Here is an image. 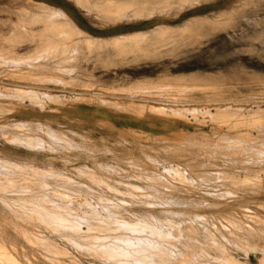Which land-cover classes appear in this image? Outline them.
I'll return each mask as SVG.
<instances>
[{
  "label": "rangeland",
  "instance_id": "374dc122",
  "mask_svg": "<svg viewBox=\"0 0 264 264\" xmlns=\"http://www.w3.org/2000/svg\"><path fill=\"white\" fill-rule=\"evenodd\" d=\"M158 1L0 0V264H264V0Z\"/></svg>",
  "mask_w": 264,
  "mask_h": 264
},
{
  "label": "bare ground",
  "instance_id": "6f19581e",
  "mask_svg": "<svg viewBox=\"0 0 264 264\" xmlns=\"http://www.w3.org/2000/svg\"><path fill=\"white\" fill-rule=\"evenodd\" d=\"M77 1H78V0H77ZM135 1H136V0H135ZM141 1H142V0H141ZM143 1H145V0H143ZM163 1H164V0H163ZM182 1H183V0H182ZM159 2H160V1H158V3H159ZM166 2L168 3L169 1L166 0ZM166 2H163V3H166ZM102 3H103V2H102ZM151 3H152V2H151ZM153 3L155 4L156 2L153 1ZM160 3H162V0H161ZM84 4H85V3H84ZM126 4H127V3H126ZM126 4H125V6H126ZM169 4H170V3H169ZM186 4H187V3H186ZM142 5H143V8H144V3H143ZM147 5H148V4H147ZM147 5L145 4V7H147ZM158 5H159V4H158ZM162 5H163V4H162ZM165 5H166V4H165ZM180 5H181V4H180ZM244 5H245V4H244ZM140 6H141V5H140ZM112 7H113V6H112ZM138 7H139V6H138ZM138 7H137V9H138ZM166 7H167V6H166ZM244 7H245V6H244ZM86 8H87V7H86ZM134 8H135V7H134ZM139 8H140V7H139ZM158 8H159V7H158ZM96 9H97V7H96ZM114 9H115V8H114ZM132 9H133V7H132ZM147 9H149V7H148ZM155 9H156V8H155ZM155 9H153V10H155ZM163 9H164V8H163ZM166 9H167V8H166ZM97 10H98V9H97ZM117 10H118V9H117ZM122 10H123V9H122ZM133 10H134V9H133ZM133 10H132V11H133ZM139 10H140V9H139ZM32 11H33V10H32ZM106 11H107V10H106ZM106 11H105V12H106ZM113 11H114V10H113ZM113 11H112V12H113ZM124 11H125V10H124ZM136 11H137V10H135L134 12H136ZM140 11H141V10H140ZM145 11H146V10H145ZM160 11H161V10H160ZM163 11H164V10H163ZM97 12H98V11H97ZM105 12H104V13H105ZM121 12H122V11H121ZM129 12H130V10H129ZM138 12H139V11H138ZM149 12H150V11H149ZM151 12H152V11H151ZM55 13H56L57 16H59V17H64V18H66L67 20H70L76 29L81 30V28H80L78 25L75 24L74 20H73V19L71 18V16L69 15L70 13L68 14V13H67L66 11H64L63 9H61V10L57 9ZM126 13H127V11L125 12V14H126ZM132 13H133V12H132ZM142 13H143V12H142ZM139 14H141V13H139ZM23 15H24V14H23ZM71 15H72V14H71ZM112 15H114V14H112ZM119 15H120V13H119ZM121 15H122V13H121ZM121 15H120V16H121ZM123 15H124V14H123ZM123 15H122V16H123ZM134 15H135V14H134ZM220 15H221V14H220ZM220 15H219V16H220ZM21 16H22V15H21ZM25 16H26V15H25ZM57 16H56V17H57ZM217 16H218V15H217ZM219 16H218V17H219ZM72 17H73V16H72ZM135 17H136V16H135ZM218 17H217V18H218ZM52 18H54V17H52ZM133 18H134V17H133ZM205 19H206V18H205ZM207 19H208V18H207ZM28 23H29V22H28ZM35 23H36V22H35ZM196 23H197L196 21H195V22L191 21V22L188 23L187 26H182V28L179 27L178 30H179V32L181 33V32H183L184 30L192 29L194 26H196V25H195ZM199 23H200V22H199ZM207 23H208V22H207ZM209 23H210V22H209ZM21 24H22V23H21ZM29 24H30V23H29ZM59 24H60V23H59ZM213 24H214V23H213ZM79 25H80V24H79ZM198 25H199V24H198ZM71 26H72V25H71ZM50 27H51V26H50ZM52 27H53V26H52ZM74 27H73V28H74ZM63 28H64V27H63ZM66 28H67V27H66ZM177 28H178V27H177ZM207 28H208V27H207ZM51 29H52V28H51ZM197 29H198V28H197ZM68 30H69V29H68ZM74 30H75V29H74ZM166 30H167V27H166L165 25L157 26L155 29H153V30L151 29V34H149V35L152 36V37L150 36L151 38H153L154 36H156V38H159V36H161L162 34H164V33L166 32ZM192 30H193V29H192ZM201 30H202V29H201ZM81 31H82V30H81ZM198 31H199V29H198ZM27 32H28V31H27ZM50 32H51V30H50ZM74 32H75V31H74ZM149 32H150V31H149ZM184 32H185V31H184ZM10 33H12V32H10ZM46 33H47V32H46ZM53 33H54V32H53ZM63 33H64V32H63ZM69 33H70V32H69ZM138 33H139V32H138ZM168 33H170V32H168ZM175 33H176V32H175ZM49 34H50V33H49ZM58 34H59V33H58ZM61 34H62V33H61ZM66 34H67V33H66ZM141 34H143V33H141ZM145 34L147 35V32L144 33V35H145ZM182 34H183V33H182ZM126 35H128V34H125V35L122 34V35H119V36L116 35V36H114V38H112V39H113V41H114V40H116V41L118 40V41H119L120 39L125 38ZM130 35H131V34H129V36H130ZM132 35H133V34H132ZM132 35H131V36H132ZM136 35H137V34H136ZM138 35H139V34H138ZM158 35H159V36H158ZM164 35L166 36V34H164ZM164 35H162V36H164ZM172 35H173V34H172ZM192 35H193V34H192ZM53 36H54V35H53ZM66 36H67V35H66ZM71 36H72V35H71ZM71 36H70V37H71ZM147 36H148V35H147ZM195 36H196V35H195ZM204 36H205V35H204ZM63 37H64V36H63ZM127 37H128V36H127ZM127 37H126V38H127ZM171 37H172V36H171ZM185 37H186V36H185ZM189 37H190V36H189ZM189 37H187V38H189ZM145 38H146V37H145ZM164 38H166V37H164ZM164 38H163V39H164ZM192 38H194V37H192ZM159 39H160V38H159ZM63 40H65V39H63ZM96 40H97V39H96ZM147 40H148V39H147ZM151 40H152V39H151ZM91 41L93 42V39H92ZM105 41H106V40H105ZM149 41H150V40H149ZM186 41H187V40H186ZM50 42H51V41H50ZM61 42H62V41H61ZM92 42H91V43H92ZM150 42H151V41H150ZM161 42H162V41H161ZM165 42H166V41H165ZM53 43H54V42H53ZM93 43H94V42H93ZM93 43H92V44H93ZM171 43H172V42H171ZM64 44H65V43H64ZM172 44H173V43H172ZM55 45L58 46V45H60V44L57 45V43H56ZM62 45H63V44H62ZM47 46H50V45H47ZM51 46H53V45H51ZM51 46H50L49 51H48L47 48H46L44 52H47V51H48V52H51V51H52V50H51V48H52ZM64 46H65V45H64ZM68 46H69V45H68ZM58 47H59V46H58ZM60 47H61V46H60ZM60 47H59V48H60ZM59 48H58V49H59ZM67 48H68V47H67ZM67 48H65V49H67ZM70 48H71V47H70ZM74 48H75V47H74ZM74 48H73V49H74ZM169 48H170V47H169ZM169 48H168V49H169ZM52 49H54V50L56 49V51H57V48H54V47H53ZM63 49H64V47H63ZM63 49H62V51H64ZM68 49H69V48H68ZM73 49H72V50H73ZM42 50H43V49H42ZM46 50H47V51H46ZM172 50H173V49H172ZM38 51H39V50H38ZM56 51H55V52H56ZM65 51H67V50H65ZM77 51H78V50H77ZM77 51H76V52H77ZM48 52H47V54H48ZM52 52H53V51H52ZM60 52H61V51H60ZM69 52H70V51H69ZM72 52H73V51H72ZM53 53H54V52H53ZM56 53H57V52H56ZM56 53H55V54H56ZM66 53H67V52H66ZM145 53H146V52H145ZM74 54H75V53H74ZM167 54H168V53H167ZM42 55H43V54H42ZM44 55H45V57H46V54H44ZM44 55H43V56H44ZM48 55H49V54H48ZM63 55H64V54H63ZM65 55H66V54H65ZM69 55H70V54H69ZM72 55H73V53H72ZM75 55H76V54H75ZM147 55H148V54H147ZM149 55H150V54H149ZM6 56H7V55H6ZM37 56H38V55H37ZM43 56H41L40 58L42 59ZM49 56H51V58H52V55H51V54H50ZM49 56H48V57H49ZM54 56H56V55H54ZM77 56H78V55H77ZM77 56H76V57H77ZM152 56H153V55H152ZM48 57H47V58H48ZM59 57L62 58V55H60ZM154 57H155V56H154ZM156 57H157V56H156ZM31 58L33 59V57H31ZM31 58H30V59H31ZM40 58H38V59H40ZM51 58H50V59H51ZM67 58H68V57H67ZM0 59H1V58H0ZM32 59H31V61H32ZM43 59H44V58H43ZM43 59H42V60H43ZM42 60H41V61H42ZM44 60H45V59H44ZM46 60H47V59H46ZM51 60H53V59H51ZM55 60H56V59H55ZM63 60H64V59H63ZM37 61H38V60H37ZM59 61H60V58H59ZM77 61H78V60H77ZM33 62H34V61H33ZM54 62H55V61H54ZM56 62H57V61H56ZM56 62H55V63H56ZM61 62H62V60H61ZM5 63H6V62H5ZM47 63H48V62H47ZM66 63H67V62H66ZM39 64H40V62H39ZM43 64H44V63H43ZM45 64H46V63H45ZM57 64H58V63H57ZM57 64H56V66H57ZM63 64H64V62H63ZM70 64H71V63H70ZM70 64H69V65H70ZM76 64H77V63H76ZM16 65H17V64H16ZM41 65H42V64H41ZM46 65H47V64H46ZM65 65H68V64H65ZM71 65H72V64H71ZM6 66H7V65H6ZM20 66H21V65H20ZM22 66H23V65H22ZM44 66H45V65H44ZM72 66H73V65H72ZM74 66H75V65H74ZM40 67H41V66H40ZM51 67H52V66H51ZM63 67H64V66H63ZM66 67H67V66H66ZM78 67H79V66H78ZM15 68H16V67H15ZM44 68L46 69L47 67H44ZM59 68H60V67H59ZM64 68H65V67H64ZM69 68H70V67H69ZM74 69H76V67H75V68L73 67V70H74ZM46 70H47V69H46ZM56 70H58V68H57ZM62 70H63V69H62ZM64 70H66V69H64ZM68 70H69V69H68ZM71 70H72V69H71ZM60 71H61V69H60ZM74 72H75V70H74ZM38 76H39V75H38ZM40 76H41V75H40ZM209 77H210V76H209ZM31 78H32V77H31ZM37 80H38V79H37ZM158 80H159V79H158ZM1 81H2V80H1ZM156 81H157V80H156ZM166 81H167V80H166ZM201 81H202V79H201ZM159 86H160V85H159ZM161 87H162V86H161ZM8 88H9V87H8ZM3 89H4V88H3ZM148 89H149V88H148ZM153 89H154V88H153ZM24 90H26V89H24ZM162 90H163V89H162ZM8 91H9V90H8ZM16 91H17V90H16ZM19 91H20V90H19ZM21 92H23V91H21ZM27 92H29V91H27ZM30 92H31V91H30ZM24 93H25V92H24ZM28 94H29V93H28ZM30 94H31V93H30ZM32 94H34V92H33ZM37 94H38V93H37ZM37 94H36V96H37ZM9 95H10V94H9ZM17 95H18V94H17ZM23 95H26V94H23ZM4 96H5V95H4ZM51 96H52V95H51ZM0 97H1V96H0ZM2 97H3V96H2ZM8 97H9V96H8ZM13 97H14V96H13ZM30 97H31V96H30ZM32 97H33V96H32ZM37 97H38V96H37ZM37 97H36V98H37ZM177 97H178V96H177ZM11 98H12V97H11ZM19 98H20V96H19ZM23 98H24V97H23ZM174 98H175V97H174ZM39 99H40V98H39ZM136 99H137V98H136ZM42 100H43V99H42ZM151 102H152V101H151ZM172 102H173V101H172ZM174 102H175V99H174ZM210 102H211V101H210ZM218 102H219V101H218ZM103 103H104V102H103ZM107 103H108V102H107ZM167 103H168V102H167ZM179 103H180V102H179ZM196 103H197V102H196ZM34 104H35V103H34ZM116 104H117V103H116ZM163 105H164V104H163ZM143 106H144V105H143ZM137 107H138V106H137ZM141 107H142V106H141ZM152 107H153V106H152ZM129 108H130V107H129ZM232 108H233V107H232ZM242 108H243V107H242ZM144 109H145V107H144ZM155 109H156V108H155ZM183 109H184V108H183ZM229 109H231V106H229V105L224 106V107H221V108H219V107L217 108V110H223V111H226V110H229ZM234 109H235V108L231 109V111H233ZM247 109H248V108H247ZM251 109H252V108H251ZM116 110H117V109H116ZM124 110H125V109H124ZM140 110H141V109H140ZM169 110H170V109H169ZM181 110H182V109H181ZM192 110H193V109H192ZM235 110H236V109H235ZM248 110H249V109H248ZM154 111H155V110H154ZM164 111H165V110H164ZM179 111H180V110H179ZM186 111H187V109H186ZM189 111H190V110H189ZM196 111H197V110H196ZM196 111H195V112H196ZM204 111H205V110H204ZM207 111H208V110H207ZM236 111L240 113L241 110H240V111L236 110ZM126 112H127V111H126ZM173 112H175V111H173ZM173 112H172V113H173ZM197 112H198V111H197ZM1 113H2V112H1ZM204 113H205V112H204ZM206 113H209V112H206ZM250 113H252V114L258 116V117H255V118H259L260 120H261L262 117L264 116V115H261V114H263V113H262V110H259V111H251ZM162 114H166V113H162ZM181 114H182V112H181ZM209 114L212 116V112L209 113ZM209 114H208V115H209ZM236 114H238V113H235L234 115H236ZM166 115H169V114H166ZM171 115H172V114H171ZM179 115H180V114H179ZM213 115L215 116V114H213ZM221 115H222V114H221ZM225 115H226V113H225ZM227 115H228V114H227ZM227 115H226V116H227ZM232 115H233V114H232ZM234 115H233V116H234ZM247 115L249 116V114H247ZM164 116H165V115H164ZM174 116H175V115H174ZM228 116H229V115H228ZM80 117H81V119H82L83 121L86 120V119L83 117L82 114H80ZM176 117H177V116H176ZM180 117H181V116H180ZM184 117H185V116H184ZM218 117H219V116H218ZM218 117H217V118H218ZM222 117H223V116H222ZM224 118H225V117H224ZM227 118H228V117H227ZM227 118H226V119H227ZM231 118H232V117H231ZM238 118H239V117H238ZM248 118H249V117H248ZM106 119H107V118H105V120H106ZM177 119H178V118H177ZM181 119H182V118H181ZM211 119H212V118H211ZM220 119H221V118H220ZM170 120H171V119H170ZM217 120H218V119H217ZM217 120H216V121H217ZM242 120H243V118H242ZM242 120H241V121H242ZM218 121H219V120H218ZM235 121H236V120H235ZM247 121H248V120H247ZM250 121H251V120H250ZM262 121H263V120H262ZM109 122H110V121H109ZM187 122H188V121H187ZM226 122H227V121H226ZM245 122H246V121H245ZM110 123H111V122H110ZM185 123H186V122H185ZM199 123H201V122H199ZM228 123H229V122H228ZM246 123H247V122H246ZM242 124H243V123H242ZM251 125H252V123H251ZM22 126H23V125H22ZM15 127H16V126H15ZM21 128H22V127H21ZM24 128H25V126H24ZM29 128H30V127H29ZM252 128H253V127H252ZM40 130H41V129H40ZM221 131H222V130H221ZM260 132H261V131H260ZM180 135H181V133H180ZM185 135H186V134H185ZM50 136H51V135H50ZM59 136H60V135H59ZM177 137H179V135H178ZM58 138H59V137H58ZM155 138H156V137H155ZM179 138H180V137H179ZM55 139H56V137H55ZM59 140H60V139H59ZM178 140H179V139H178ZM19 141H20V140H19ZM62 141H63V140H62ZM20 142H21V141H20ZM199 142H200V141H199ZM181 143H182V142H181ZM234 143H235V142H234ZM237 144H238V143H237ZM38 145H39V144H38ZM40 146H41V145H40ZM34 147H35V146H34ZM43 147H44V146H43ZM50 148H51V147H50ZM246 151H247V150H246ZM250 151H251V150H250ZM202 152H203V151H202ZM255 152H256V151H255ZM247 153H248V152H247ZM241 155H242V154H241ZM149 157H150V156H149ZM257 159H258V158H257ZM1 162H2V161H1ZM2 163H3V162H2ZM0 164H1V163H0ZM4 164H5V162H4ZM7 164H8V163H7ZM159 164H160V163H159ZM8 165H9V164H8ZM10 165H11V164H10ZM14 165H15V163H14ZM15 166H16V165H15ZM102 166H104V165H102ZM163 166H164V165H163ZM177 166H178V165H177ZM3 167H4V166H3ZM5 167H6V166H5ZM16 167H17V166H16ZM86 167H87V166H86ZM6 168H7V167H6ZM29 168H30V167H29ZM116 168H117V167H116ZM164 168H165V167H164ZM164 168H163V169H164ZM166 168H167V167H166ZM170 168H171V167H170ZM176 168H177V167H176ZM8 169H9V168H8ZM19 169H20V168H19ZM31 169H32V167H31ZM178 169H179V168H178ZM10 170H12V169H10ZM35 170H36V169H35ZM115 170H116V169H115ZM165 170H166V169H165ZM175 170H176V169H175ZM43 171H44V170H43ZM125 171H126V170H125ZM173 171H174V170H173ZM179 171H180V170H179ZM182 171H183V170H182ZM25 172H27V171H25ZM45 172H47V171H45ZM147 172H148V171H147ZM153 172H155V171H153ZM176 172H177V171H176ZM180 172H181V171H180ZM13 173H14V172H13ZM39 173H40V172H39ZM39 173H38V174H39ZM16 174H17V173H16ZM21 174H22V173H21ZM49 174L51 175V173H49ZM26 175H28V174H26ZM43 175H44V174H43ZM50 175H49V176H50ZM53 175H54V174H53ZM53 175H52V177H53ZM165 175H166V174H165ZM170 175H171V173H170ZM31 176H32V175H30V177H31ZM33 176H34V175H33ZM40 176H41V175H40ZM40 176L38 175L37 177L39 178ZM45 176H46V178H47V175H45ZM54 176H55V175H54ZM56 176H57V175H56ZM63 176H64V175H63ZM86 176H89V175L87 174ZM93 176H94V175H93ZM177 176H178V175H177ZM179 176H180V175H179ZM181 176L183 177V175H181ZM184 176H185V175H184ZM227 176H228V175H227ZM37 177H36V178H37ZM43 177H44V176H43ZM162 177H163V175H162ZM191 177H192V176H191ZM231 177H232V175H231ZM239 177H240V176H239ZM241 177H242V176H241ZM244 177H245V176H244ZM0 178H1V177H0ZM9 178H10V177H9ZM33 178H34V177H33ZM46 178H45V179H46ZM49 178H51V177H49ZM54 178H55V177H54ZM60 178H62V177H60ZM68 178H69V177H68ZM135 178H136V177H135ZM164 178H165V177H164ZM174 178H175V177H174ZM174 178H173V179H174ZM200 178H201V177H200ZM13 179H14V178H13ZM13 179H12V180H13ZM15 179H16V178H15ZM52 179H53V178H52ZM190 179H191V178H190ZM192 179H193V178H192ZM192 179H191V180H192ZM242 179H243V178H242ZM253 179H254V178H253ZM10 180H11V178H10ZM53 180H54V179H53ZM53 180H52V181H53ZM89 180H90V179H89ZM162 180H163V179H162ZM259 180H260V179H259ZM25 181H27V180H25ZM91 181H92V180H91ZM93 181H94V180H93ZM97 181H98V180H97ZM97 181H95L94 183H96ZM118 181H119V180H118ZM167 181H168V180H167ZM175 181H177V180H175ZM238 181H239V180H238ZM15 182H16V181H15ZM31 182H32V181H31ZM33 182H34V181H33ZM33 182H32V183H33ZM40 182H41V181H40ZM53 182H54V181H53ZM58 182H59V181H58ZM60 182H61V181H60ZM62 182H63V181H62ZM62 182H61V183H62ZM102 182H103V181H102ZM160 182H161V181H160ZM163 182H164V181H163ZM233 182H234V181H233ZM21 183H22V182H21ZM21 183H20V184H21ZM25 183H26V182H25ZM38 183H39V182H38ZM68 183H69V182H68ZM76 183H77V182H76ZM78 183H80V182H78ZM78 183H77V184H78ZM92 183H93V182H92ZM97 183H98V182H97ZM120 183H121V182H120ZM181 183H182V182H181ZM69 184H71V183H69ZM77 184H76V185H77ZM81 184H83V183H81ZM81 184H80V185H81ZM100 184H103V183H100ZM5 185H6V184H5ZM5 185H4V186H5ZM8 185H9V184H8ZM15 185H16V184H14L13 186H15ZM18 185H19V184H18ZM46 185H47V184H46ZM74 185H75V184H74ZM76 185H75V186H76ZM83 185H84V184H83ZM94 185H95V184H94ZM6 186H7V185H6ZM13 186H12V187H13ZM16 186H17V185H16ZM21 186H24V185L21 184ZM21 186H20V187H21ZM25 186H26V187L28 186V188H29V186L31 187V185H26V184H25ZM33 186H34V185H33ZM60 186H61V185H60ZM66 186H67V185H66ZM75 186H74V188H75ZM103 186H104V185H103ZM202 186H203V185H202ZM10 187H11V186H10ZM35 187H36V186H35ZM35 187H33V188H35ZM42 187H43V186H42ZM62 187H63V186H62ZM68 187H70V186H68ZM72 187H73V186H72ZM81 187H82V186H81ZM84 187H85V185H84ZM105 187H106V186H105ZM21 188H22V187H21ZM31 188H32V187H31ZM33 188H32V189H33ZM58 188H59V187H58ZM60 188H61V187H60ZM63 188H64V187H63ZM74 188H73V189H74ZM77 188H78V186H77ZM85 188H86V187H85ZM109 188H110V187H109ZM212 188H213V187H212ZM9 189H10V188H9ZM23 189H25V188H23ZM23 189H22V190H23ZM26 189H27V188H26ZM37 189L39 190V188H37ZM43 189H44V188H43ZM89 189H90V187H89ZM118 189H119V188H118ZM139 189H140V188H139ZM139 189H138V190H139ZM141 189H142V188H141ZM218 189H219V188H218ZM7 190H8V189H7ZM30 190H31V189H30ZM76 190H78V189H76ZM91 190H92V189H91ZM109 190H110V189H109ZM136 190H137V189H136ZM3 191H4V189H3ZM67 191H68V190H67ZM89 191H90V190H89ZM110 191L112 192V190H110ZM114 191H115V190H114ZM118 191H119V190H118ZM6 192H7V191H6ZM76 192H77V191H76ZM90 192H91V191H90ZM92 192H93V191H92ZM95 192H96V191H95ZM13 193H14V192H13ZM23 193H24V192H23ZM46 193H47V192H46ZM70 193H71V192H70ZM73 193H74V191H73ZM83 193H84V191H83ZM88 193H89V192H88ZM97 193H98V191H97ZM210 193H211V192H210ZM49 194H50V193H49ZM52 194H54V193H52ZM97 195H98V194H97ZM141 195H142V194H141ZM234 195H235V193H234ZM93 196H94V195H93ZM45 197H47V196H45ZM56 197H58V196L56 195ZM76 197H77V196H76ZM94 197H95V196H94ZM98 197H99V196H98ZM49 198H50V197H49ZM99 198H100V197H99ZM102 198H103V196H102ZM8 199H9V198H8ZM36 199H37V198H36ZM39 199H40V197H39ZM43 199H44V198H43ZM50 199H51V198H50ZM103 199H105V198H103ZM118 199H119V198H118ZM40 200H41V199H40ZM65 200H66V199H65ZM105 200H106V199H105ZM105 200H104V201H105ZM46 201H47V198H46ZM1 202H2V201H1ZM16 202L18 203V201H16ZM25 202H27V201H25ZM31 202H32V201H31ZM31 202H30V203H31ZM41 202H42V200H41ZM52 202H53V201H52ZM55 202H56V201H55ZM70 202H71V201H70ZM107 202H110V201L108 200ZM113 202H114V201H113ZM113 202H112V203H113ZM23 203H24V201H23ZM50 203H51V202H50ZM58 203H60V202H58ZM58 203L56 204V206L58 205ZM90 203H91V202H90ZM123 203H124V202H123ZM18 204H19V203H18ZM35 204H36V203H35ZM35 204H33V205H35ZM46 204H47V203H46ZM51 204H52V203H51ZM67 204H68V203H67ZM88 204H89V203L87 202V206H88ZM91 204H92V203H91ZM91 204H89V205H91ZM96 204H97V203H96ZM96 204H95V206H96ZM115 204H116V203H115ZM153 204H154V203H153ZM156 204H157V203H156ZM212 204H213V203H212ZM16 205H17V204H16ZM22 205H23V204H22ZM27 205L29 206V204H27ZM31 205H32V204H31ZM36 205H37V204H36ZM36 205H35V206H36ZM44 205H45V204H44ZM61 205H62V204H61ZM64 205H65V203H64ZM85 205H86V204H85ZM98 205H99V204H98ZM52 206H53V204H52ZM58 206H59V205H58ZM65 206H66V205H65ZM68 206H70V205H68ZM87 206H85V207H87ZM99 206H100V205H99ZM151 206H152V205H151ZM37 207H38V206H37ZM48 207H49V206H48ZM54 207H55V206H54ZM60 207H62V206H60ZM72 207H73V206H72ZM72 207H71V208H72ZM80 207H81V206H80ZM96 207H97V206H96ZM96 207H95V208H96ZM104 207H105V206H104ZM104 207H103V208H104ZM19 208H20V207H19ZM25 208H26V206H25ZM27 208H28V207H27ZM38 208H43V209H44L43 211H45V208H46V207L44 208V207H42V205H41V207H38ZM57 208H58V207H57ZM69 208H70V207H69ZM76 208H77V207H76ZM101 208H102V207H101ZM111 208H112V207H111ZM117 208H118V207H117ZM10 209H11V208H10ZM20 209H21V208H20ZM31 209H33V208H31ZM36 209H37V208H36ZM55 209H56V208H55ZM63 209H64V208H63ZM65 209H67V207H65ZM86 209L88 210V208H86ZM86 209H85V210H86ZM96 209H97V208H96ZM21 210H22V209H21ZM23 210H24V209H23ZM41 210H42V209H41ZM46 210H47V209H46ZM48 210H50V209L48 208ZM59 210H60V209H59ZM77 210H78V209H77ZM97 210H98V209H97ZM102 210H103V209H102ZM107 210L109 211V209H107ZM25 211H26V210H25ZM66 211H68V210H66ZM90 211L92 212V210H90ZM94 211H96V210H94ZM110 211H111V210H110ZM11 212H12V211H11ZM28 212H33V211H28ZM36 212H37V211H36ZM45 212H46V211H45ZM68 212H70V211H68ZM72 212H73V211H72ZM72 212H71V213H72ZM74 212H75V211H74ZM74 212H73V213H74ZM96 212H97V211H96ZM100 212H103V211L100 210ZM112 212H113V211H112ZM126 212H127V211H126ZM42 213H44V212H42ZM66 213H67V212H66ZM93 213H94V212H93ZM105 213H108V212H105ZM118 213H119V212H118ZM21 214H22V213H21ZM26 214H27V213H26ZM33 214H34V212H33ZM35 214H36V213H35ZM94 214H96V213H94ZM112 214H113V213H112ZM112 214H111V215H112ZM119 214H120V213H119ZM129 214H130V213H129ZM39 215H40V214H39ZM47 215H48V214H47ZM75 215H76V213H75L73 216H72V215H71V216H72V217H75ZM84 215H85V214H84ZM87 215H88V214H87ZM90 215H92V214H90ZM5 216H6V215H5ZM35 216H36V215H35ZM37 216H38V215H37ZM68 216H69V215H68ZM81 216H82V215H81ZM85 216H86V215H85ZM98 216H99V213H98ZM106 216H107V215H106ZM106 216H105V217H106ZM112 216H113V215H112ZM55 217H56V216H55ZM69 217H70V216H69ZM76 217H79V216H76ZM88 217H90V216H88ZM93 217H94V216H92V219H93ZM115 217H116V215H115ZM115 217H114V218H115ZM134 217H135V216H134ZM254 217H255V216H254ZM34 218H35V217H34ZM42 218H43V215H42ZM42 218H39V219L43 220ZM58 218H59V216H58ZM61 218H62V217H61ZM63 218H64V217H63ZM63 218H62V220H63ZM95 218H96V217H95ZM110 218H111V217H110ZM147 218H148V217H147ZM196 218H197V217H196ZM39 219H38V221H39ZM70 219H71V218H70ZM81 219H82V217H81ZM135 219H136V218H135ZM152 219H153V218H152ZM157 219H158V218H157ZM199 219H201V218H199ZM217 219H218V218H217ZM259 219H260V218H259ZM53 220H54V219H53ZM64 220H65V219H64ZM77 220H78V219H77ZM77 220H76V221H77ZM85 220H86V219H85ZM88 220H89V219H88ZM95 220H96V219H95ZM115 220H116V219H115ZM119 220H120V219H119ZM136 220H137V219H136ZM153 220H154V222L156 221L155 219H153ZM203 220H204V219H203ZM57 221H58V220H57ZM74 221H75V220H74ZM81 221H82V220H81ZM81 221H80V222H81ZM83 221H84V219H83ZM91 221H92V220H91ZM91 221L89 222V224L92 223ZM98 221H99V220H98ZM100 221H101V220H100ZM121 221H122V220H121ZM124 221H125V220H124ZM227 221H229V220H227ZM259 221H260V220H259ZM261 221H262V220H261ZM40 222H41V221H40ZM48 222H49V221H48ZM54 222H55V221H54ZM65 222H66V220H65ZM68 222H69V221H68ZM96 222H97V221H96ZM117 222H118V220H117ZM117 222H116V223H117ZM133 222H134V221H133ZM133 222H132V224H133ZM139 222H142V221H139ZM159 222L162 223L161 221H159ZM204 222H205V221H204ZM255 222H256V221H255ZM43 223H44V222H43ZM60 223H61V220H60ZM72 223H73V222H72ZM85 223H86V222H85ZM111 223H112V222H111ZM114 223H115V222H114ZM128 223H129V222H128ZM208 223H209V222H208ZM208 223H207V224H208ZM227 223H228V222H227ZM231 223H232V222H231ZM231 223H230V224H231ZM260 223H261V222H260ZM263 223H264V222H263ZM263 223H262V224H263ZM47 224H48V223H47ZM56 224H57V223H56ZM58 224H59V223H58ZM58 224H57V225H58ZM74 224H75V223H73V225H74ZM97 224H98V223H97ZM102 224H104V222H102ZM102 224H101V225H102ZM105 224H106V223H105ZM109 224H110V223H109ZM123 224H124V223H123ZM126 224H127V223H126ZM165 224H166V226L170 227V229H171V228H173L174 230H175V229H177V230L180 229V228H178V226H179V223H178V222H174V221H172V220H168V222H166ZM233 224H235V223H233ZM257 224H258V223H257ZM49 225H50V224H49ZM57 225H56V226H57ZM67 225H68V224H67ZM67 225H65V226H67ZM77 225H78V224H77ZM80 225H81V223H80ZM82 225H83V224H82ZM92 225H93V224H92ZM116 225H117V224H116ZM134 225H135V224H134ZM134 225H133V230L135 229L134 227H136V226H134ZM144 225H145V223H144ZM152 225H153V222H152ZM162 225H163V224H162ZM187 225H188V224H187ZM196 225H197V224H196ZM198 225H199V224H198ZM61 226H62V224H61ZM63 226H64V225H63ZM127 226H128V228H129V225H127ZM127 226H126V227H127ZM140 226H141V225L139 224L138 227H136V228H138L137 230H138L141 234H149V235H150L151 233H154V230H153V232H152V230H151V231L148 233L149 230L147 231L146 229H139V228H143V226H141V227H140ZM149 226H150V225H149ZM221 226H222V225H221ZM247 226H248V225H247ZM48 227L51 228V226H48ZM67 227H68V226H67ZM67 227H65V228H67ZM73 227H74V226H73ZM78 227H79V226H78ZM78 227H77V229H78ZM86 227H88V225H87ZM90 227L92 228L93 226H90ZM114 227H115V228L117 227V229L120 228L119 224H118V226H114ZM121 227H122V229H123L122 231H127V230H124V225L121 224ZM126 227H125V228H126ZM155 227H156V225H154V229H156ZM180 227H182V226H180ZM222 227H224V226H222ZM62 228H63V227H62ZM70 228H71V227H70ZM111 228H112V227H111ZM146 228H147V225H146ZM162 228H163V227H162ZM194 228H195V227H194ZM56 229H57V228H56ZM67 229H68V228H67ZM67 229H66V230H67ZM74 229H75V228H74ZM89 229H90V228H89ZM94 229H96V227H94ZM99 229H100V228H99ZM99 229H98V230H99ZM130 229H132V226H131ZM148 229H150V228H148ZM170 229H169V230H170ZM229 229H230V228H229ZM53 230H54V229H53ZM78 230H79V229H78ZM81 230H83V229H81ZM90 230H91V229H90ZM101 230H102V228H101ZM111 230H112V229H111ZM115 230H116V229H115ZM135 230H136V229H135ZM135 230H134V231H135ZM141 230H142V231H141ZM167 230H168V229H167ZM215 230H216V229H215ZM58 231H59V230H58ZM58 231H57V232H58ZM60 231H62V230H60ZM75 231H76V229H75ZM93 231H94V230H93ZM93 231H92V232H93ZM96 231H97V230H96ZM130 231H131V230H130ZM158 231H159V228H157L155 232H157V234L160 235V233H158ZM172 231H173V230H172ZM229 231H230V230H229ZM29 232H30V231H29ZM29 232H28V234H30ZM35 232H36V231H35ZM57 232H55V233H57ZM98 232H99V231H98ZM102 232H103V231H102ZM105 232H106V231H105ZM107 232H108V230H107ZM117 232H118V230H117ZM128 232H129V230H128ZM131 232H132V231H131ZM143 232H144V233H143ZM162 232H163V231H162ZM178 232H180V231H178ZM216 232H218V231H216ZM230 232H231V231H230ZM25 233H26V232H25ZM62 233H63V232H62ZM74 233H75V232H74ZM77 233H78V232H77ZM99 233H101V232H99ZM140 233H139V234H140ZM167 233H168V232H167ZM167 233H166V234H167ZM180 233H181V232H180ZM182 233H183V232H182ZM182 233H181V234H182ZM187 233H188V232H187ZM28 234H27V235H28ZM104 234H105V233H104ZM108 234H110V233H108ZM134 234H135V233H134ZM157 234H156V235H157ZM229 234H230V233H229ZM23 235H24V234H23ZM82 235H83V234H82ZM124 235H125V234H124ZM127 235H128V234H127ZM162 235L165 236L164 234H162ZM167 235H168V236H166V237H169V234H167ZM174 235H175V234H174ZM211 235H212V234H211ZM24 236H25V235H24ZM72 236H73V235H72ZM95 236H96V235H95ZM114 236H115V235H114ZM116 236H117V235H116ZM118 236H119V235H118ZM121 236H122V234H121ZM157 236H158V235H157ZM177 236H178V235H177ZM70 237H71V236H70ZM85 237H86V236H85ZM104 237H105V236H104ZM109 237H110V236H109ZM111 237H112V236H111ZM127 237H128V236H127ZM127 237H126V238H127ZM130 237H131V236H130ZM144 237H146V236H144ZM144 237H143V239H141V238L124 239L123 236H122L123 239H122V238L117 239L118 237H117V238L115 237V240H116V242H117V241H118V242H121V240H122L123 242L125 241L124 243H123V242H121V243H118V242H117V243H118V244H121V245H122V244H123V245L126 244L127 246H131L133 250L136 249V251H139V252L144 251V252H146V253H147V250H150V252H152V251L154 250L155 245H156L157 247L160 246V244L157 245V242H156V244H155V240L152 241L149 237H148L149 239H148L147 237H146V238H144ZM150 237H151V236H150ZM155 237H156V236H154V238H155ZM158 237H159V236H158ZM173 237H174V236H173ZM28 238H29V237H28ZM80 238H81V237H79L78 239H80ZM83 238H84V237H83ZM97 238H98V237H97ZM105 238H106V237H105ZM105 238H103V239H105ZM113 238H114V237H113ZM159 238H161V237H159ZM162 238H163V237H162ZM67 239H68V237H67ZM93 239H95L94 236H93ZM93 239H92V240H93ZM98 239H101V238L99 237ZM120 239H121V240H120ZM193 239H194V238H192V240H193ZM213 239H214V238H213ZM223 239H224V238H223ZM29 240H30V239H29ZM87 240H90V238H89V239H86L85 241H87ZM107 240H110V239H107ZM115 240H114V242H115ZM166 240H167V239H166ZM170 240H171V239H170ZM175 240H176V239H175ZM177 240H178V239H177ZM192 240H191V241H192ZM211 240H212V239H211ZM225 240H226V239H225ZM2 241H3V240H2ZM51 241H52V240H51ZM67 241H68V240H67ZM83 241H84V239H83ZM85 241H84V242H85ZM98 241H99V240H98ZM151 241L154 242V243H152ZM156 241H157V240H156ZM31 242H32V241H31ZM53 242H55V241H53ZM68 242H69V241H68ZM96 242H97V240H96ZM158 242H159V241H158ZM178 242H179V241H178ZM50 243H51V242H50ZM98 243H99V242H98ZM111 243H112V242H111ZM165 243H166V242H165ZM165 243H164V244H165ZM228 243H229V242H228ZM31 244H32V243H31ZM57 244H58V243H57ZM59 244H60V243H59ZM78 244H79V243H78ZM91 244H93V243H91ZM91 244H90V245H91ZM151 244H152V245H151ZM153 244H155V245L153 246ZM170 244H171V243H170ZM182 244H183V243H182ZM184 244H185V243H184ZM186 244H187V243H186ZM192 244H193V243H192ZM199 244H200V243H199ZM213 244H215V243L213 242ZM98 245H99V244H98ZM98 245H97V246H98ZM113 245H114V243H113ZM162 245H163V244H162ZM162 245H161V246H162ZM167 245H168V244H167ZM167 245L165 246V248L167 247ZM172 245H173V244H172ZM172 245H171V246H172ZM195 245H196V244H195ZM206 245H207V244H206ZM1 246H2V245H1ZM40 246H41V245H40ZM49 246H51V245L49 244ZM49 246H48V247H49ZM53 246H54V245H53ZM81 246H82V244H81ZM83 246H84V245H83ZM85 246H86V245H85ZM87 246H89V245H87ZM95 246H96V245H95ZM103 246H104V245H103ZM106 246H107V245H106ZM106 246H105V248H106ZM108 246H109V244H108ZM163 246H164V245H163ZM163 246H162V247H163ZM175 246H176V245H175ZM175 246H174V247H175ZM182 246L184 247L185 245H182ZM216 246H217V245H216ZM51 247H52V246H51ZM75 247H76V245H75ZM77 247H78V246H77ZM89 247H91V246H89ZM116 247H117V246H116ZM123 247H124V246H123ZM123 247H122V248H123ZM162 247H161V248H162ZM172 247H173V246H172ZM180 247H181V246H180ZM180 247H179V248H180ZM196 247H200V246H196ZM5 248H6V247H5ZM11 248H12V247H11ZM58 248H59V247H58ZM78 248H79V247H78ZM78 248H75V250L78 249ZM86 248H87V247H86ZM93 248H94V247H93ZM93 248H92V249H93ZM96 248H97V247H96ZM101 248H102V247L100 246L99 249H101ZM118 248H119V246H118ZM122 248H121V246H120V248H119V249H121V252H122L123 249H124V248H123V249H122ZM126 248H127V247H126ZM165 248H164V249H165ZM3 249H4V248H3ZM56 249H57V248H56ZM80 249L82 250L81 247H80ZM84 249H85V247H84ZM84 249H83V252H85V250H87L88 248L85 249V250H84ZM89 249L91 250V248H89ZM99 249H96V250H99ZM119 249H118V250H119ZM151 249H152V251H151ZM155 249H156V247H155ZM157 249H158V248H157ZM177 249H178V248H177ZM181 249H182V248H181ZM185 249H186V248H185ZM1 250H2V249H1ZM1 250H0V251H1ZM165 250H166V249H165ZM178 250H179V249H178ZM190 250H191V249H190ZM257 250H259V249H257ZM260 250H262V249H260ZM48 251H49V250H48ZM79 251H80V250H79ZM92 251H93V250H92ZM92 251H90V252H92ZM100 251H101V250H100ZM100 251H99V253H100ZM130 251H132V250H130ZM136 251H135V252H136ZM159 251L161 252L162 249L159 250ZM163 251H164V250H163ZM247 251H248V250H247ZM5 252H7V251H5ZM5 252H4V253H5ZM101 252H102V251H101ZM105 252H106V251H105ZM105 252H104V253H105ZM119 252H120V251H119ZM124 252H125V249H124L123 253H124ZM148 252H149V251H148ZM150 252H149V254H150ZM154 252H155V251H154ZM154 252H153V253H154ZM160 252H159V253H160ZM173 252H174V251H173ZM197 252H198V250H197ZM245 252H246V251H245ZM1 253H2V252H1ZM63 253H64V252H63ZM87 253H88V252H87ZM92 253H93V252H92ZM110 253H111V252H110ZM123 253H122V254H123ZM125 253H126V252H125ZM159 253H157L156 255H158ZM169 253H171V252H169ZM169 253H168V254H169ZM175 253H176V252H175ZM178 253H179V252H178ZM180 253H181V252H180ZM10 254H11V252H10ZM111 254H112V253H111ZM117 254H118V253L116 252V255H117ZM122 254H121V257L123 256ZM160 254H161V253H160ZM162 254H163V253H162ZM164 254H165V253H164ZM164 254H163V255H164ZM172 254L174 255V253H172ZM185 254H186V253H185ZM1 255H3V254H1ZM1 255H0V258H1ZM61 255H62V254H61ZM88 255H89V254H88ZM91 255H92V254H91ZM91 255H90V256H91ZM103 255H104V254H103ZM103 255H102V256H103ZM106 255H108V253H107ZM127 255H128V253H127ZM150 255H152V254H150ZM153 255H155V254H153ZM170 255H171V254H170ZM170 255H169L168 258H170ZM175 255H176V254H175ZM186 255H187V254H186ZM194 255H195V254H194ZM196 255H197V253H196ZM23 256H24V255H23ZM32 256H33V255H32ZM111 256H112V255H111ZM128 256H129V255H128ZM161 256H162V255H161ZM176 256H177V255H176ZM11 257L15 258L14 256H11ZM34 257H35V256H34ZM46 257H47V256H46ZM91 257H92V256H91ZM93 257H94V254H93ZM95 257H96V256H95ZM103 257H104V256H103ZM105 257H107V256H105ZM105 257H104V258H105ZM116 257H117V256H116ZM116 257H113V259L115 258V261H116ZM158 257H159V255H158ZM162 257H163V256H162ZM172 257H173V256H172ZM178 257H179V256H178ZM26 258H27V257H26ZM99 258H100V257H99ZM108 258H109V257H108ZM119 258H120V257H118V259H119ZM122 258H123V257H122ZM124 258H125V257H124ZM139 258H140V257H139ZM164 258H166V257L164 256ZM176 258H177V257H176ZM200 258H201V257H200ZM214 258H215V257H214ZM218 258H219V257H218ZM221 258H222V257H221ZM137 259H138V258H137ZM137 259H136V260H137ZM141 259H142V258H141ZM158 259H159V258H158ZM162 259H163V258H162ZM201 259H202V258H201ZM50 260H51V259H50ZM119 260H120V259H119ZM121 260H122V259H121ZM128 260H129V259H128ZM170 260H171V259H170ZM170 260H169V261H170ZM172 260H173V259H172ZM174 260H175V257H174ZM185 260H186V259H185ZM196 260H197V259H196ZM213 260H214V259H213ZM228 260H229V259H228ZM1 261H2V260H0V262H1ZM6 261H7V258H6ZM147 261H148V260H147ZM149 261H150V260H149ZM193 261H194V260H193ZM216 261H217V260H216ZM230 261H231V260H230ZM7 262L10 263L11 260L9 261V259H8ZM18 262H19V261H18ZM61 262H62V261H61ZM74 262H75V261H74ZM118 262H120V261H118ZM118 262H117V263H118ZM138 262H140V261L138 260ZM141 262H142V260H141ZM145 262H146V261H145ZM152 262H153V261H152ZM152 262H150V263H152ZM167 262H168V261H166V263H167ZM202 262H203V261H202ZM62 263H63V262H62ZM122 263H123V262H122ZM124 263H127V262H124ZM148 263H149V262H148ZM153 263L156 264V262H153ZM153 263H152V264H153ZM159 263H160V262H159ZM162 263H163V262H162ZM170 263H171V261H170ZM179 263H180V262H179ZM190 263H191V262H190ZM206 263H207V261H206ZM227 263H228V262H227ZM235 263H236V262H235ZM238 263H239V262H238ZM54 264H55V263H54ZM135 264H136V263H135ZM143 264H144V263H143ZM163 264H164V263H163Z\"/></svg>",
  "mask_w": 264,
  "mask_h": 264
}]
</instances>
